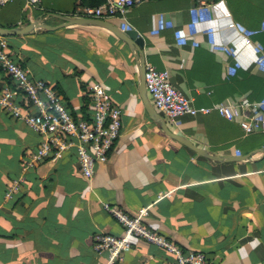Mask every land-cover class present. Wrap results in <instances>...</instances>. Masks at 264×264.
Segmentation results:
<instances>
[{
  "label": "crops",
  "instance_id": "crops-1",
  "mask_svg": "<svg viewBox=\"0 0 264 264\" xmlns=\"http://www.w3.org/2000/svg\"><path fill=\"white\" fill-rule=\"evenodd\" d=\"M13 0L0 7V26L22 27L51 13L86 7L80 0ZM109 21L133 29L145 63L168 73L196 107L215 108L242 98L261 103L264 118V0H144ZM2 37V36H0ZM16 61L44 80L72 114L88 119L89 86L99 81L121 110V129L107 160L91 178L74 150L22 170L40 135L0 108V264H106L94 233L119 235L106 210L128 214L147 208V225L183 248L205 252L210 264H264V156L219 163L167 136L146 112L138 93L136 60L127 44L96 26L5 37ZM13 83L0 68V90ZM14 90V88H13ZM15 101L29 107L15 89ZM168 127L219 155L264 148V132L244 134L239 119L212 109L183 115ZM24 178L11 198L15 178ZM164 250L137 241L114 264H169Z\"/></svg>",
  "mask_w": 264,
  "mask_h": 264
},
{
  "label": "built area",
  "instance_id": "built-area-1",
  "mask_svg": "<svg viewBox=\"0 0 264 264\" xmlns=\"http://www.w3.org/2000/svg\"><path fill=\"white\" fill-rule=\"evenodd\" d=\"M13 0H0V7ZM144 0H103L94 7H83L76 16L109 20L123 16L129 8ZM207 0H196L204 4ZM39 0H26L25 6L37 7ZM5 37H0V68L13 83V88L0 90V108L9 116L24 122L40 135V141L24 161L22 170L37 166L44 160L60 158L65 151L74 150L75 158L83 176L91 178L97 164L107 160L108 154L119 136L121 110L113 103L107 90L99 81L89 86L91 114L88 119L77 117L64 103L62 97L44 80L31 75L28 68L13 59ZM144 82L147 96L154 109L166 122H174L183 115L205 114L212 109L220 115H231L239 119L244 134L264 132V118L256 115L261 103L247 98L237 103L221 104L215 108L196 107L191 100L171 82L167 72L145 63ZM15 89L25 94L29 107L23 108L15 101ZM21 175L11 181L4 195L13 197L20 190L24 178ZM106 210L122 226L119 235L96 232L92 246L96 252L106 251V264H114L130 250L137 241L154 245L171 256L169 264H210L205 252L199 249L183 248L174 240L147 225L144 218L147 208H140L128 214L117 206L105 204Z\"/></svg>",
  "mask_w": 264,
  "mask_h": 264
},
{
  "label": "water",
  "instance_id": "water-1",
  "mask_svg": "<svg viewBox=\"0 0 264 264\" xmlns=\"http://www.w3.org/2000/svg\"><path fill=\"white\" fill-rule=\"evenodd\" d=\"M50 16H53L59 19L61 22L56 25H47L42 23L40 20H35L29 22L27 25L18 27H3L0 26V36L8 37L14 35H21V34H30L35 29H41L44 31H54L56 29L70 26V25H81V26H96L100 28H104L111 32L114 36L120 39L122 42L127 44L130 52L134 56L137 64V70L139 75V85H138V93L140 99L143 103V106L150 116V118L156 122L163 132L169 136L170 138L176 140L186 148L192 150L199 156L206 158L208 160L225 163V162H239L244 160H250L251 156L255 153L260 152L261 156H264V148H260L258 150H254L245 154H233V155H219L212 153L204 148H201L194 144L190 139L177 134L176 132L172 131L163 118L161 114H159L154 107L152 106L146 92L145 82H144V72H145V60L142 54V46L143 42L141 38L138 36V33L133 29H123L117 24L104 19L99 18H92V17H82L76 16L72 14H60V13H51Z\"/></svg>",
  "mask_w": 264,
  "mask_h": 264
},
{
  "label": "trees",
  "instance_id": "trees-1",
  "mask_svg": "<svg viewBox=\"0 0 264 264\" xmlns=\"http://www.w3.org/2000/svg\"><path fill=\"white\" fill-rule=\"evenodd\" d=\"M103 0H80V4L85 5L86 7H94L101 4ZM71 13H75L73 10Z\"/></svg>",
  "mask_w": 264,
  "mask_h": 264
},
{
  "label": "rangeland",
  "instance_id": "rangeland-1",
  "mask_svg": "<svg viewBox=\"0 0 264 264\" xmlns=\"http://www.w3.org/2000/svg\"><path fill=\"white\" fill-rule=\"evenodd\" d=\"M60 20L59 19H56L54 22L56 23V22H59Z\"/></svg>",
  "mask_w": 264,
  "mask_h": 264
}]
</instances>
